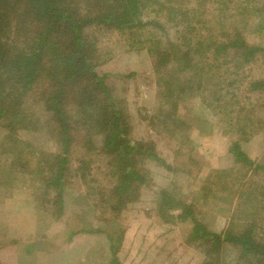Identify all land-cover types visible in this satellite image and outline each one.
Returning <instances> with one entry per match:
<instances>
[{"label": "rangeland", "instance_id": "1", "mask_svg": "<svg viewBox=\"0 0 264 264\" xmlns=\"http://www.w3.org/2000/svg\"><path fill=\"white\" fill-rule=\"evenodd\" d=\"M204 1L200 3L198 0H173L176 8L172 7L169 12L183 10L186 14L183 19L175 17L178 25L174 26L173 22L164 23L162 29L172 32L180 26L188 23L193 25L194 22L203 19L211 23L224 22L222 24L224 28H228L231 32L232 24L237 23L241 18L243 26L246 27L244 29L246 42L251 46L264 48V32L255 31L254 16L249 14L251 18H247L237 14L240 12L241 4H244L243 0H222L226 2V5L225 8L220 7L219 12L214 0ZM258 3L259 8H264V0H259ZM10 6L13 7L10 12L16 9L23 10L17 4ZM4 9L0 0V22L8 12ZM33 16L34 12H30L26 16L19 17L16 22H29ZM6 17L14 18V14H7ZM155 20L162 23L164 21L161 17ZM31 24V29L23 30L21 34L18 32L14 34L11 30L1 32L0 42L2 45L15 46L16 52L21 50L30 52L33 49V41H36L32 38L33 34L41 33L47 40L42 44L47 51L45 60H48L52 57L51 47H54L57 42V33L55 31L51 33V30L45 32L47 29L45 18L42 22L44 26L38 22ZM151 30H153L152 35L156 36L149 37L153 40L150 39L153 47L157 50L163 48L164 46L160 47L157 43L163 37V30L158 28H151ZM115 39L116 41L113 39L108 41L106 34L102 35L101 39L96 36L95 48L99 58L107 62L102 67H98L97 72L112 76L108 84L113 88L116 99L120 101L123 108V114L127 117L128 139L140 142L144 147L142 150L148 153L146 158H142L141 165L139 164L144 170L147 169V174L144 176L148 181L143 185V189H140L137 203L120 212L119 221L116 222L114 219L107 226L109 231H113L114 226H121L122 237L116 248L119 264H204L212 258L217 264H242L239 248L236 246L226 242L212 250L206 240L196 238L194 234L196 225L207 232L222 236L229 229L232 233L252 228L253 232H257L259 227H264V223L258 225L264 208V196H262L264 176L254 173L253 167L241 168V164L235 161L234 154L228 150L230 144L238 140L242 151L251 162L257 165L264 164V90H254L248 86L250 81L264 79V56L260 53V57L249 65L231 68L236 75L228 68L221 67L219 72L222 81L216 74L214 75L215 71L208 61H205L206 68L198 63L196 72L201 77L206 76L202 84L209 90L208 93L205 90L209 107L202 103L196 92L192 93L196 89V84L187 83L179 73L174 72L175 78H178L174 82L176 93L186 97L185 109L175 110L168 103L163 110L164 107L158 102L157 96L158 77L151 68L150 59L143 50L128 52V47L123 46L121 38ZM179 54L181 57L184 55L183 52ZM203 54H206L205 50ZM185 63L186 60L182 59V66ZM130 73H136V78L126 84L121 82V79ZM231 95L237 98L235 106H228L226 103ZM218 97H221L220 102L215 101ZM214 104H220L221 109H213ZM14 106L17 113L20 112L18 110L20 108L27 112L35 111V116H40L35 106L32 108L30 105L14 104ZM84 110L86 114L92 112V109L86 107ZM218 110L220 115L216 114ZM83 111H78L74 119L79 120L80 117L87 120ZM66 113L69 123L72 124L73 113L71 111ZM9 115L10 113L7 116ZM154 115L160 117L159 122L152 120ZM29 118L28 115L27 119ZM40 120L44 124L49 121V117L44 113V119L41 117ZM236 120H240V123H237L238 126L233 125ZM227 124L234 128H228ZM72 125L77 128L78 121ZM239 129H243L246 141L239 140L241 133L231 131ZM47 130H49L48 124L44 131L35 132L29 136H25L22 131L18 138L19 148L26 143L28 146H25L23 151L30 155L33 150V156H30V159L40 161L34 172V182H31L29 177L23 182L22 164L25 161L22 159L26 160L28 156L18 159L19 152L8 149L12 146L11 142L2 147V155L0 151V264H79L80 260L76 262L72 259L75 257L85 258L84 264H108L111 248L106 235L102 232L98 234L97 240H76L77 246L72 247L75 250L72 253L75 254L74 256H71V248H66V253L65 247L63 249L66 230L64 222L71 221L76 214H73L74 207L70 206L78 203L90 205L87 200L75 198L79 194L84 195V186L79 185L81 176L83 175L89 183L96 179L102 185L106 184V170L100 160L105 161L106 158H110V155L109 152L103 151L104 135L99 134L98 129H90L87 135L91 143L86 146L87 144L83 141L87 139V129L82 127L78 130L77 128L76 132L73 129L70 133L73 146L76 144L74 149L80 142L83 145V148H78L80 152L76 155L72 153L73 149L71 152L63 153L61 143H56V140L48 141L49 138L44 133ZM8 134V130L0 125V146H2V138ZM90 147H92L91 150ZM58 152L66 158L69 174L78 168V176L66 177V184L63 187L68 196L62 198L63 207H65V210L61 212L62 217H54L52 210L47 213L48 216L46 214L41 216L40 213L38 216L37 209L33 208L31 202L39 199L44 191H36L34 188L39 189L38 186H40V190L45 189L43 185L48 182L47 176H51L53 171L57 172L61 168L60 163L50 162L43 156ZM150 154L153 157L149 156ZM78 156L86 161L91 160L87 165L89 172L85 170L86 167L81 166ZM43 161L54 165L44 168ZM40 167L43 168L41 172ZM246 169L248 170L244 177ZM221 172L229 174L221 177L223 175L220 174ZM31 187L34 191L24 192V189ZM164 189H168L173 198L181 200L188 207L186 214L177 209L171 210L170 217L167 218H160L157 215L161 198L158 192ZM53 196L56 197V194ZM255 205L263 207L261 212L253 210ZM165 210L168 214L170 209ZM93 212L82 222L89 221L87 223L97 229L103 225V222L96 219L98 212ZM107 218L109 220L113 217L107 215ZM43 230L58 233L59 236L47 238ZM29 236H34V240H27ZM81 262L80 264H83Z\"/></svg>", "mask_w": 264, "mask_h": 264}, {"label": "trees", "instance_id": "2", "mask_svg": "<svg viewBox=\"0 0 264 264\" xmlns=\"http://www.w3.org/2000/svg\"><path fill=\"white\" fill-rule=\"evenodd\" d=\"M198 1L205 2L204 0ZM258 1L243 0L244 4H241L240 12L237 13L247 18H251L249 14L253 15L257 33L264 32V8H259ZM2 3L5 7L4 11L7 9V14L13 13L14 18L6 17L7 14L4 15L0 22V34L6 30H11L14 34L16 32L21 34V31L31 29V23L38 22L44 26L42 22L45 18L47 27L45 32L51 30V33L54 31L57 33V45L55 43L56 46L51 47L53 51L52 57H49L51 59L45 60L47 51L44 50L42 43L47 40L41 33L33 34L32 38L36 41H33V49L30 52H22V50L16 52L15 46L2 45L0 42V125L6 128L9 133L2 138L1 155L2 147L11 142L12 146L8 149H15L19 152L18 159L21 160L28 156L26 160L22 159L25 161L22 164L23 182L27 177L31 182H34V172L40 161L30 159V156H33V150L30 155L23 151L24 147L28 146L26 143L22 144V148H19L17 144L20 143L18 142L20 132L24 131L25 136L33 135L35 132L44 131L48 124L49 130L44 132L45 136L49 138L48 141L56 140V143H61L63 153L71 152L73 149L72 153L76 155L80 152L78 148H83V145L80 142L74 149L76 144L73 146L71 141L73 138L70 133L73 129L75 132L77 128L78 130L82 127L87 129V139L83 141L87 144H85L86 146L91 143L87 135L90 129H98L99 134L103 133V151H105L104 153L109 152L110 155V158H106L105 161L100 160L106 170V184L102 185L96 179L89 183L82 175L79 185L84 186V195L79 194L75 198L76 200H87L90 205L85 206L83 203H78L70 207H74L73 214L76 213L72 220L75 219L77 222L84 221L87 216L94 213L93 211L98 212L96 219L103 222V225L93 231H103L107 234L111 248L108 264H119L116 248L122 237L121 226H114L113 231H109L107 226L114 219L116 222L119 221L120 212L137 203L140 189H143V185L148 181L144 176L147 174V169L144 170L140 167V163L143 162L142 158H146L148 153L142 150L144 147L140 142L128 139L127 117L123 114V108L120 101L116 99L113 88L108 84L112 76L97 72V68L107 62L99 58L95 48L97 45L96 36L101 39V36L106 34L108 41L111 39L116 41L115 38H121L123 46L128 47V52L142 50L145 52L150 59L152 70L158 77L159 92L157 96L158 102L164 107L163 110L168 103L175 110L184 108L186 97L176 93L174 82L178 78H175L174 72L179 73L187 83L194 82L196 89L192 93L196 92L202 103L209 107L205 94V90L207 93L209 90L202 84L206 76L201 77L196 72L197 64L200 63L206 68L205 61H208L215 71L214 75L216 74L217 78L222 81L219 72L221 67H226L232 72L231 68L243 67L244 64L249 65L260 57V53L264 56V48L251 46L246 42L244 37L246 27L243 26L241 18L237 23L232 24L231 32L228 28H224L222 25L224 22L214 21L211 23L203 19L194 22L193 25L188 23L180 26L179 29H174L172 32L164 31L162 29L164 23L173 22V25L176 26L178 21L175 20V17L183 19L186 14L183 10L181 12L174 11L175 14L169 12L172 7L176 8L173 0H2ZM214 3L218 5V12L221 11L220 7L225 8L226 5V2L222 0H214ZM15 4L20 5L23 10L16 9L19 12L16 10L10 12L13 7H9V5L14 6ZM30 12H34V16L29 22H16L19 17L26 16ZM160 17L164 19L163 23L155 20ZM241 26L243 27L241 28ZM151 28L163 30V37L157 42L158 46H164L163 48L157 50L153 47V40L150 38L151 41L149 37L156 36L152 35ZM46 34L48 35V33ZM203 50L206 54L202 55ZM181 52L184 54L182 57L179 54ZM182 59L186 60L183 66ZM175 69L177 70L175 71ZM135 78L136 73H130L123 77L121 82L126 84ZM248 86L254 90H264V79L250 81ZM220 100L221 97L215 99L219 102ZM236 102V96L231 95L226 103L228 106H235ZM14 104L17 106L30 105L31 108L35 106L40 116L36 117L35 111L27 112L20 108H18L20 112L17 113ZM84 107L92 109V112L86 114ZM213 109H221L220 104H214ZM66 111L73 113L72 124L78 121L77 128L69 123ZM78 111H83L87 120L80 117L79 120L74 119V115H78ZM217 112L216 114L220 115L219 110ZM44 113L49 117L47 124L45 122L42 124V120H40L41 117L44 119ZM28 115L29 119H27ZM152 120L159 122L160 117L154 115ZM237 123H240V120H236L233 125L238 126ZM227 127L234 128L230 124H227ZM231 131L242 134L239 137L240 141L247 140L243 129ZM91 149L92 147H90ZM228 150L234 154L235 161L241 164V168L253 167L254 173L264 176V164L257 165L251 162L242 151L238 140L232 142ZM60 153L43 156L50 162L60 163L61 168L57 172L53 171L51 176H47L48 182L43 185L45 189L40 190V186H38L39 189L34 188L36 191H44L39 199L31 202L33 208L37 209L38 216L47 215L52 210L54 217H62L61 212L65 210L62 198L68 196L63 187L66 184V177L78 176V168L69 174L67 160ZM78 157H80L78 161L81 166L86 167L85 170L89 172L87 165L91 160L87 159L86 161L81 156ZM43 162L44 168L54 165L47 161ZM42 169L40 167V172ZM98 169L100 170V168ZM247 170H244V177ZM67 174L69 175L67 176ZM220 174H223L221 177H224L229 173L221 172ZM32 189V187L24 189V192L29 191L30 193V191H34ZM53 194H56V197ZM258 194L260 195V192ZM158 195L161 197L157 212L160 218L170 217V211L177 209L186 214L188 207L181 200L173 198L168 189L159 191ZM255 201L257 202L256 199ZM166 207L170 209L168 214L165 210ZM262 208L255 205L253 210L261 212ZM39 209H41L40 212ZM261 213L259 218L261 222L258 225L264 223V208ZM107 215L113 218L108 220ZM86 223H83L85 227L89 225ZM195 230L194 237L206 240L212 250L227 242L239 248L242 264H264V227H259L257 232H253L252 228L242 232L234 229L237 233H232L229 229L223 236L207 232L197 225ZM81 231L83 232L84 228ZM87 231L91 232L92 230ZM29 249L28 245V251ZM213 261L214 264H217L214 258L207 260L204 264H213Z\"/></svg>", "mask_w": 264, "mask_h": 264}, {"label": "crops", "instance_id": "3", "mask_svg": "<svg viewBox=\"0 0 264 264\" xmlns=\"http://www.w3.org/2000/svg\"><path fill=\"white\" fill-rule=\"evenodd\" d=\"M86 222H89V221H86ZM64 224H65V228H66V230L64 231L65 236L63 239V240H65V244L63 245V249L65 247V253H66V248H69V249L71 248L70 249L71 254L75 251L72 247L77 246V243H75L76 240H97V238L99 237L98 234L101 233L98 231L94 232L93 230H95V228L91 227L90 225L85 227L82 222H77L75 219L72 221H66V222H64ZM83 228H84L85 232L81 231V229H83ZM89 229L92 231L91 232L87 231ZM33 232L35 233V230ZM43 232L47 238H52V237L57 238L59 236L58 233L57 234L51 233V232L45 231V230H43ZM102 233H103V231H102ZM104 234L106 235V240H108L107 234L106 233H104ZM34 236H32V237L29 236L27 240H34ZM74 255L75 254H72L71 256H74ZM72 259L76 260V262H77V260H80V262L81 261L83 262V259L85 260V258L81 259L79 257H75ZM80 262H79V264H80ZM83 264H84V262H83Z\"/></svg>", "mask_w": 264, "mask_h": 264}]
</instances>
